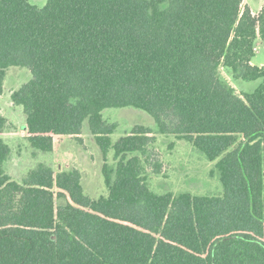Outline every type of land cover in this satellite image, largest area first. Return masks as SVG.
Wrapping results in <instances>:
<instances>
[{"label": "trees", "instance_id": "16d2710c", "mask_svg": "<svg viewBox=\"0 0 264 264\" xmlns=\"http://www.w3.org/2000/svg\"><path fill=\"white\" fill-rule=\"evenodd\" d=\"M242 4L0 0V96L7 70L27 68L32 79L11 101L29 145L50 153L54 137H77L86 123L107 189L86 195L75 168L12 179L0 110V264H264V67L251 64L264 0L256 15ZM221 70L261 83L237 93ZM110 108L144 111L159 134L216 162L221 194L152 191L154 136L136 126L112 143Z\"/></svg>", "mask_w": 264, "mask_h": 264}, {"label": "rangeland", "instance_id": "374dc122", "mask_svg": "<svg viewBox=\"0 0 264 264\" xmlns=\"http://www.w3.org/2000/svg\"><path fill=\"white\" fill-rule=\"evenodd\" d=\"M48 0H28L34 6L42 8ZM263 0H243V7L258 13ZM251 64L264 67V41L258 39L255 45V56ZM221 76L237 93L253 92L261 83L260 80L246 82L231 79L226 70H221ZM32 79L27 68H9L2 84L0 96L1 115L5 118V126L1 138L9 147V157L5 163V171L16 181H21L26 174L40 165H46L55 172L75 168L82 174V184L86 195L92 198L107 195L104 178L101 173L104 164L102 154L94 138L89 134L86 123L82 134L77 137L55 138V148L50 153L35 151L26 138L25 116L23 108L11 101V94ZM103 119L109 124H115L114 133L110 136L115 143L120 137L136 126H142L151 131L154 136L146 157V177L152 191L162 194L171 191L174 194L189 192L198 196H217L222 192L216 162H210L206 157L183 139L173 135H161L153 119L144 111L134 108H110L102 112ZM106 163L113 166V151H109ZM158 166V168L155 167Z\"/></svg>", "mask_w": 264, "mask_h": 264}, {"label": "crops", "instance_id": "0c3cea01", "mask_svg": "<svg viewBox=\"0 0 264 264\" xmlns=\"http://www.w3.org/2000/svg\"><path fill=\"white\" fill-rule=\"evenodd\" d=\"M253 15H256L257 13H254V12H251ZM58 138H61V136H57ZM57 137H54V139H53V150H54V148H55V146H56V144H55V138H57ZM71 138H74V137H71Z\"/></svg>", "mask_w": 264, "mask_h": 264}]
</instances>
